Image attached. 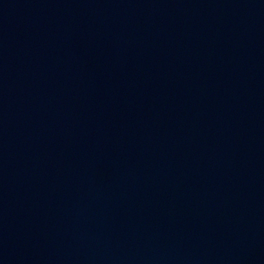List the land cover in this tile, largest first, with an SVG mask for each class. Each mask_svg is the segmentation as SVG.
I'll return each mask as SVG.
<instances>
[{"label": "water", "instance_id": "95a60500", "mask_svg": "<svg viewBox=\"0 0 264 264\" xmlns=\"http://www.w3.org/2000/svg\"><path fill=\"white\" fill-rule=\"evenodd\" d=\"M0 264H264V0H0Z\"/></svg>", "mask_w": 264, "mask_h": 264}]
</instances>
